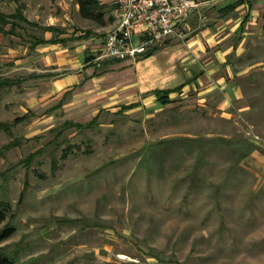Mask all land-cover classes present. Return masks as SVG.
Masks as SVG:
<instances>
[{
    "label": "rangeland",
    "instance_id": "rangeland-1",
    "mask_svg": "<svg viewBox=\"0 0 264 264\" xmlns=\"http://www.w3.org/2000/svg\"><path fill=\"white\" fill-rule=\"evenodd\" d=\"M99 2L105 27L76 0H0L42 28L0 25V82H14L0 87V204L16 230L1 246L16 264H264V43L233 64L232 105L192 91L93 121L82 104L54 108L31 44L54 27L50 40L99 57L113 28Z\"/></svg>",
    "mask_w": 264,
    "mask_h": 264
},
{
    "label": "crops",
    "instance_id": "crops-1",
    "mask_svg": "<svg viewBox=\"0 0 264 264\" xmlns=\"http://www.w3.org/2000/svg\"><path fill=\"white\" fill-rule=\"evenodd\" d=\"M198 3L187 41L167 45L140 61L100 59L83 46L69 48L70 42L38 45L32 61L40 68L34 71L48 73L44 80L51 79L46 97L58 101L54 108L82 104L94 112L93 120L102 111L162 106L157 90L173 91L171 102L192 91L201 101L218 91L225 96L224 106L241 100L239 88L230 85L239 76L233 64L246 47L264 43V0ZM43 39H52V33L46 32ZM62 68L70 71L58 76Z\"/></svg>",
    "mask_w": 264,
    "mask_h": 264
},
{
    "label": "built area",
    "instance_id": "built-area-1",
    "mask_svg": "<svg viewBox=\"0 0 264 264\" xmlns=\"http://www.w3.org/2000/svg\"><path fill=\"white\" fill-rule=\"evenodd\" d=\"M113 28L100 59L140 61L169 44L185 42L198 0H110Z\"/></svg>",
    "mask_w": 264,
    "mask_h": 264
},
{
    "label": "trees",
    "instance_id": "trees-1",
    "mask_svg": "<svg viewBox=\"0 0 264 264\" xmlns=\"http://www.w3.org/2000/svg\"><path fill=\"white\" fill-rule=\"evenodd\" d=\"M76 4L79 7V14L83 19L92 21L93 23H95L100 27H105L107 25V21L105 20V12H104L105 8L103 5L100 4L99 0H76ZM23 10L24 7L20 5L17 7V11L11 15H6L0 11V25L2 26L1 27L2 33L6 35L14 36L17 34L16 32L17 29H23L22 24H26L35 28L42 29L38 24L30 22L24 16ZM110 20L111 19H109V21ZM7 26H10L9 31L5 30ZM43 29L45 32L59 31L54 27H47ZM68 42L69 40L67 39L45 40L34 37L33 43L31 44V49H35V47L41 44H53V43L66 44ZM12 84H14V82L3 80L2 82H0V87L12 85ZM172 92L173 91L171 90H165V91L157 90L154 92V94L157 96L158 102H160L161 105L166 106L169 103H171L169 96ZM27 118L28 116L26 115L21 118H18L15 120L14 124H19L21 122H24ZM10 217H11V207L9 205L0 204V264H16L15 257L7 253L5 247L1 246L2 243L12 238L16 232L15 227H13L10 223H8Z\"/></svg>",
    "mask_w": 264,
    "mask_h": 264
}]
</instances>
